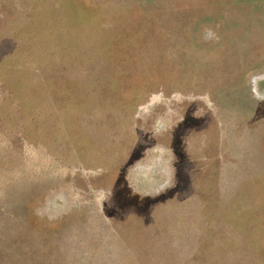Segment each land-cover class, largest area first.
<instances>
[{
    "label": "rangeland",
    "instance_id": "obj_1",
    "mask_svg": "<svg viewBox=\"0 0 264 264\" xmlns=\"http://www.w3.org/2000/svg\"><path fill=\"white\" fill-rule=\"evenodd\" d=\"M0 264H264V0H0Z\"/></svg>",
    "mask_w": 264,
    "mask_h": 264
}]
</instances>
